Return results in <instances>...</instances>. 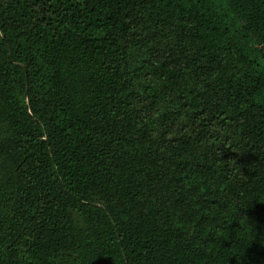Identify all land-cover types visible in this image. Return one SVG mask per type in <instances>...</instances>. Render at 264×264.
Instances as JSON below:
<instances>
[{"label": "trees", "instance_id": "obj_1", "mask_svg": "<svg viewBox=\"0 0 264 264\" xmlns=\"http://www.w3.org/2000/svg\"><path fill=\"white\" fill-rule=\"evenodd\" d=\"M0 264H264V0H0Z\"/></svg>", "mask_w": 264, "mask_h": 264}]
</instances>
